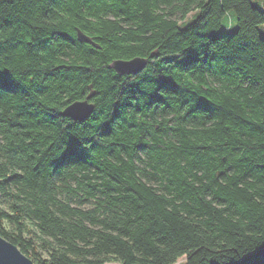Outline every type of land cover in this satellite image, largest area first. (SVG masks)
<instances>
[{
  "label": "trees",
  "instance_id": "1",
  "mask_svg": "<svg viewBox=\"0 0 264 264\" xmlns=\"http://www.w3.org/2000/svg\"><path fill=\"white\" fill-rule=\"evenodd\" d=\"M144 72L173 113L127 114ZM0 235L34 264H264V0H0Z\"/></svg>",
  "mask_w": 264,
  "mask_h": 264
},
{
  "label": "water",
  "instance_id": "2",
  "mask_svg": "<svg viewBox=\"0 0 264 264\" xmlns=\"http://www.w3.org/2000/svg\"><path fill=\"white\" fill-rule=\"evenodd\" d=\"M77 38L81 42H88L94 46H98L91 37L77 29ZM146 64V59L143 57H133L130 59H115L112 61V67L119 73L139 72ZM92 90L84 99L75 100L66 105L61 111L62 115L69 116L74 120L86 119L94 110V104L90 101ZM0 264H34L32 259L28 257L21 249L13 242L7 240L0 235Z\"/></svg>",
  "mask_w": 264,
  "mask_h": 264
},
{
  "label": "flooded vegetation",
  "instance_id": "3",
  "mask_svg": "<svg viewBox=\"0 0 264 264\" xmlns=\"http://www.w3.org/2000/svg\"><path fill=\"white\" fill-rule=\"evenodd\" d=\"M145 67V66H144ZM144 67L141 69L143 70ZM160 72L165 69V66L157 68ZM158 75V80L152 79V75L143 73L142 79L139 83H134L136 87L130 88L131 84H127L123 91V104L126 106L127 114L131 111L130 107L133 106V101L138 95L139 103L142 107L139 110L142 113L150 115H158L167 111V106L164 107L169 94L170 111L172 112L173 105H175L176 98L172 95L173 84L168 81L166 76ZM140 88V89H139ZM172 104V105H171ZM163 108V109H162Z\"/></svg>",
  "mask_w": 264,
  "mask_h": 264
},
{
  "label": "rangeland",
  "instance_id": "4",
  "mask_svg": "<svg viewBox=\"0 0 264 264\" xmlns=\"http://www.w3.org/2000/svg\"><path fill=\"white\" fill-rule=\"evenodd\" d=\"M193 16V13L191 12V13H189L188 15H187V17H186V19L188 20V19H190L191 17ZM185 19V20H186ZM183 21V20H182ZM181 21V22H182ZM232 29V26L231 25H228V27H227V30H231ZM4 207H8V204L5 202L4 204ZM6 225H7V227H9V228H11V225L9 224V223H7L6 222ZM41 250H42V248H41ZM43 255L44 256H46V253L43 251ZM184 262H185V256H183V257H180L175 263H173V264H184ZM105 264H121L120 262H118V261H111V262H107V263H105Z\"/></svg>",
  "mask_w": 264,
  "mask_h": 264
}]
</instances>
